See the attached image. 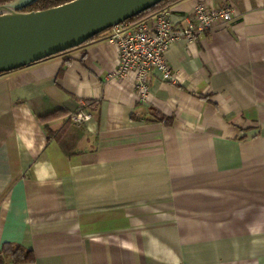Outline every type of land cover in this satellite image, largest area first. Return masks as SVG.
<instances>
[{"label": "crops", "instance_id": "obj_1", "mask_svg": "<svg viewBox=\"0 0 264 264\" xmlns=\"http://www.w3.org/2000/svg\"><path fill=\"white\" fill-rule=\"evenodd\" d=\"M200 2L237 18L172 44L146 102L109 33L0 74L2 264H264V0L161 12Z\"/></svg>", "mask_w": 264, "mask_h": 264}, {"label": "water", "instance_id": "obj_2", "mask_svg": "<svg viewBox=\"0 0 264 264\" xmlns=\"http://www.w3.org/2000/svg\"><path fill=\"white\" fill-rule=\"evenodd\" d=\"M37 1L0 6V74L81 47L165 0H74L48 10L24 11Z\"/></svg>", "mask_w": 264, "mask_h": 264}, {"label": "built area", "instance_id": "obj_3", "mask_svg": "<svg viewBox=\"0 0 264 264\" xmlns=\"http://www.w3.org/2000/svg\"><path fill=\"white\" fill-rule=\"evenodd\" d=\"M237 18L229 5L220 8L198 3L191 15L184 18L185 27L171 20L168 12H159L135 24L123 23L111 28L108 42L118 49L119 78H133L136 95L141 102L148 101L154 71L161 73L164 81L175 82L166 54L170 46L180 40L192 42L204 33L227 30ZM92 115L83 109L71 116V120L83 125Z\"/></svg>", "mask_w": 264, "mask_h": 264}, {"label": "trees", "instance_id": "obj_4", "mask_svg": "<svg viewBox=\"0 0 264 264\" xmlns=\"http://www.w3.org/2000/svg\"><path fill=\"white\" fill-rule=\"evenodd\" d=\"M14 1H16V0H0V6H5V5L10 4V3L14 2ZM71 1H74V0H38L36 3L31 5L30 7H28L24 11L25 12H33V11L48 10V9H51V8H54V7L69 3ZM180 1H183V0H165L164 2L159 4L158 6L152 8L151 10H148V11L142 13L138 17L130 19L126 23L130 24V25L135 24V23H137V22H139L141 20H144V19H146V18H148V17H150V16H152V15H154L156 13L161 12L165 8L169 7L170 5L178 3ZM99 36H96L95 38L91 39L90 41L98 38ZM59 113H61V110L60 111H56V112L50 114L47 117H51V116H55L56 117ZM21 251H22V254H23L22 255L23 258L20 259V258H18L16 256L17 259L14 260L16 263H30V262H33L34 257H33V254H32L31 251H24L22 249H21ZM2 263H3V260L0 259V264H2Z\"/></svg>", "mask_w": 264, "mask_h": 264}]
</instances>
